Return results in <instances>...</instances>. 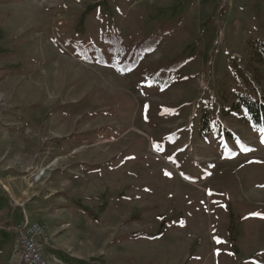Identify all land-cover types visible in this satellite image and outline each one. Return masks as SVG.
<instances>
[{"label": "rangeland", "instance_id": "374dc122", "mask_svg": "<svg viewBox=\"0 0 264 264\" xmlns=\"http://www.w3.org/2000/svg\"><path fill=\"white\" fill-rule=\"evenodd\" d=\"M110 32L119 67L76 50ZM259 40L264 0H0V264L26 215L51 264H264V129L233 107Z\"/></svg>", "mask_w": 264, "mask_h": 264}, {"label": "trees", "instance_id": "16d2710c", "mask_svg": "<svg viewBox=\"0 0 264 264\" xmlns=\"http://www.w3.org/2000/svg\"><path fill=\"white\" fill-rule=\"evenodd\" d=\"M175 29L173 24L166 23L151 37L135 41L133 49L128 55L129 58L122 64V67L134 68L138 66L144 55L157 48ZM100 41V45L79 43L76 45V50L87 61H96L104 65L119 67L118 56L127 53L122 36L110 32L104 35ZM254 43L252 42L251 45L254 46ZM257 44L254 53L260 63H264V40H259ZM185 62V60H181L172 64H164L161 68L147 66L145 75L148 76L151 82L167 86L169 82L164 80L161 73L177 71L185 65ZM239 87V90L235 92L236 98L233 107L237 110H243L248 122L255 129H264V94H260L254 86H246L244 83H241Z\"/></svg>", "mask_w": 264, "mask_h": 264}, {"label": "built area", "instance_id": "2783aa9c", "mask_svg": "<svg viewBox=\"0 0 264 264\" xmlns=\"http://www.w3.org/2000/svg\"><path fill=\"white\" fill-rule=\"evenodd\" d=\"M16 235L21 248L20 264H51L46 257L51 235L44 224L33 222L26 215L17 225Z\"/></svg>", "mask_w": 264, "mask_h": 264}, {"label": "snow or ice", "instance_id": "6c2138e0", "mask_svg": "<svg viewBox=\"0 0 264 264\" xmlns=\"http://www.w3.org/2000/svg\"><path fill=\"white\" fill-rule=\"evenodd\" d=\"M262 142H264V140H262ZM244 150L246 151V150H248V149H244ZM167 174H168V173H166V175H167ZM254 215H258V214H254ZM218 242H219V241H218Z\"/></svg>", "mask_w": 264, "mask_h": 264}]
</instances>
